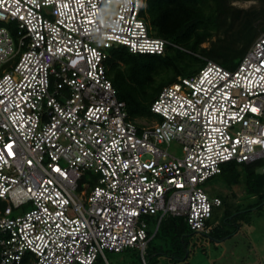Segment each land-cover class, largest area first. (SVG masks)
Here are the masks:
<instances>
[{
    "label": "built area",
    "instance_id": "1",
    "mask_svg": "<svg viewBox=\"0 0 264 264\" xmlns=\"http://www.w3.org/2000/svg\"><path fill=\"white\" fill-rule=\"evenodd\" d=\"M146 4L0 0V264L108 263L129 248L147 264L146 216L208 236L222 201L205 182L226 162L259 160L264 175V30L235 68L204 58L164 86L138 127L110 50L182 49L154 35Z\"/></svg>",
    "mask_w": 264,
    "mask_h": 264
},
{
    "label": "trees",
    "instance_id": "2",
    "mask_svg": "<svg viewBox=\"0 0 264 264\" xmlns=\"http://www.w3.org/2000/svg\"><path fill=\"white\" fill-rule=\"evenodd\" d=\"M256 1L257 5L243 9L234 5L233 0H147L144 14L152 25L154 35L169 39L182 49L169 47L164 54L132 53L125 46L110 50L107 76L118 89L119 98L125 102L128 118L138 127L143 126L136 119L152 115L149 106L162 88L179 77L196 74L205 64L204 58L226 68H235L256 41L261 29L264 30V23L260 29L256 26V22L264 19V0ZM216 33H222L223 37L213 42L210 48L203 47L202 44ZM224 52L239 58L235 67L222 59ZM253 163L226 162L219 174L208 179L230 188L241 184L247 195L257 198L256 202L243 207L233 208L232 203H227L223 222L219 220L214 226L208 235L211 238L221 241L231 235L232 231L224 224L238 227V218L264 204V175L254 168L257 161ZM217 197L223 204V198ZM3 206L0 201V208ZM158 218L157 215L148 217V237L152 234L151 225L158 222V227L147 244L144 255L147 264H160L162 256L168 258L166 264L185 260L189 256L187 237L194 232L181 215L167 214ZM155 237L159 239L157 243H153ZM134 250L136 262L132 264H143L140 251ZM99 260L106 264L100 256L93 264Z\"/></svg>",
    "mask_w": 264,
    "mask_h": 264
},
{
    "label": "rangeland",
    "instance_id": "3",
    "mask_svg": "<svg viewBox=\"0 0 264 264\" xmlns=\"http://www.w3.org/2000/svg\"><path fill=\"white\" fill-rule=\"evenodd\" d=\"M233 4L248 9L257 5L256 0H233ZM264 23V19L256 22V26L260 29ZM263 29L259 33L261 35ZM223 37L222 33H216L213 37L202 44L203 47L210 48L213 42L220 40ZM257 37V38H258ZM225 59L230 66H236L239 62L238 57H234L232 53L224 52L222 59ZM193 68H197L193 65ZM156 118L151 115L148 118H137V122L142 125H147L150 121ZM171 151L177 155H181L180 148L176 145L171 146ZM254 164V163H253ZM263 163L257 161L254 168L257 172H261ZM86 182L92 185L97 182V177L88 172L86 174ZM84 183V182H81ZM205 189L208 195L213 198L215 196H221L224 203L219 206L213 207V218L211 223L216 225L219 220L223 222V215L227 203H232L233 208L236 206H247L250 203L256 202V197L247 195L243 185H235L234 187H227L216 180H208L205 182ZM162 212H159L157 217H161ZM148 217L146 220L148 222ZM165 217V216H163ZM161 217V218H163ZM160 219V218H158ZM237 225L224 224L226 229L232 231V234L227 236L221 241H217L210 236H204L202 234L193 233L187 237V244L189 250V256L185 260L178 261L174 264H264V204L259 208H252L248 214L237 219ZM158 227L157 224L151 225L152 234L150 239L154 236ZM158 237L153 238V243L158 242ZM126 251L115 252L106 250V258L111 264H132L136 262L135 252L136 250L129 248ZM104 262L107 263L105 260ZM167 261L160 260V264H166ZM97 264H103L100 260Z\"/></svg>",
    "mask_w": 264,
    "mask_h": 264
},
{
    "label": "crops",
    "instance_id": "4",
    "mask_svg": "<svg viewBox=\"0 0 264 264\" xmlns=\"http://www.w3.org/2000/svg\"><path fill=\"white\" fill-rule=\"evenodd\" d=\"M218 222H219V221H218ZM160 260L168 261V258L162 256V257L160 258ZM166 263H167V262H166Z\"/></svg>",
    "mask_w": 264,
    "mask_h": 264
},
{
    "label": "snow or ice",
    "instance_id": "5",
    "mask_svg": "<svg viewBox=\"0 0 264 264\" xmlns=\"http://www.w3.org/2000/svg\"><path fill=\"white\" fill-rule=\"evenodd\" d=\"M253 110H255V109H253ZM57 171H59V170L57 169Z\"/></svg>",
    "mask_w": 264,
    "mask_h": 264
}]
</instances>
